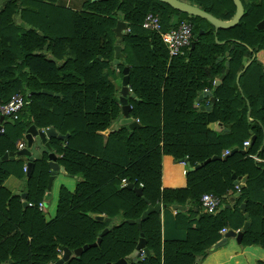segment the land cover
<instances>
[{
    "label": "trees",
    "instance_id": "1",
    "mask_svg": "<svg viewBox=\"0 0 264 264\" xmlns=\"http://www.w3.org/2000/svg\"><path fill=\"white\" fill-rule=\"evenodd\" d=\"M58 1L9 0L0 11V106L14 94L29 97L12 116L13 124L1 127L0 157L16 151L30 126L52 128L67 135L63 143L48 142L58 165L77 182L73 192L60 189L55 217L46 223L37 208L49 177L46 150L33 161L28 177L22 158L0 163V264H53L58 250L91 245L104 229L96 247L63 264L127 259L139 231L126 221L138 219L146 202L185 208L175 219L184 222L186 239L163 242L160 214L152 213L141 222L149 255L126 264H198L221 239L219 231H241L246 221L240 243L231 240L241 249L264 251V28H257L264 23V0H240L242 17L226 30L157 0H85L77 11ZM177 1L224 22L235 12L232 0ZM147 14L159 19L162 32L185 21L192 37L203 33L182 56L169 58L160 36L141 28ZM118 21L128 29L120 43L113 32ZM117 44L123 60L114 69L110 63ZM225 62L228 73L215 86ZM125 66L134 95L127 98L129 116L139 127L131 133L127 127L109 132L121 116L118 96ZM204 90L215 99L208 110H200L197 101ZM251 136L253 143L242 153ZM163 157L184 166V188H161ZM232 175L244 178L238 191ZM9 176L25 178L26 203L32 207L23 208L20 197L3 187ZM237 192L232 206L226 203ZM203 194L220 199L217 214L203 210Z\"/></svg>",
    "mask_w": 264,
    "mask_h": 264
},
{
    "label": "water",
    "instance_id": "2",
    "mask_svg": "<svg viewBox=\"0 0 264 264\" xmlns=\"http://www.w3.org/2000/svg\"><path fill=\"white\" fill-rule=\"evenodd\" d=\"M6 1L1 2L0 4V11L2 10V8L5 6ZM98 0H91V2H96ZM158 2H161L163 4L168 5L169 7H171L174 10H177L179 12H182L188 16H193V17H197L199 19H202L206 22H208L214 29H222V30H226V29H230L233 28L238 21L240 20V18L242 17L243 14V8H242V4L240 2V0H232V3L235 7V12H234V16L230 21H219L217 19H215L214 17H212L211 15L199 10L198 8L185 4L183 2L177 1V0H157ZM258 29H263L264 28V23L261 22L258 26ZM126 30V24L124 22L118 21L116 23V26L113 29V32L115 34V36L117 37V43H120L124 37V35ZM203 32L199 31L197 35H194L192 37V42H191V48L193 47V43L194 41L197 39L198 35H201ZM113 60L110 63V66L113 67L114 69L122 62L123 60V55L121 53V48L120 46L117 44L113 47ZM225 57H228V53H225ZM220 59H218L219 61ZM224 73L222 75H220L218 77V79L215 81V86H218L220 84V82L223 80L224 76L228 73V62L224 63ZM128 72H129V68L128 67H123V69L121 70V75L122 78L120 80V89H119V96H118V103L120 105L121 108V117L109 128V132H114L117 131L120 127H127V129L130 131V133L134 130L137 129L139 127V125L135 122V120L133 118H131L129 116V111H130V107L127 104V98H133L134 95L131 94L129 92V87H128ZM43 94L46 95H53L51 92H47V91H42ZM55 97H58V94L54 95ZM209 97L211 102H214L215 99L211 96V93L209 91H202L198 97H197V101H201L202 98H206ZM200 110L203 109V107H199ZM206 110H208V108L206 107ZM3 121V117L0 116V130H1V124ZM51 138H55L60 142H65L67 139V135H59L57 134L54 129L52 128H47L44 130H37L34 126H30L25 135H24V141H25V146L20 149L15 151L14 153L9 152V153H5L3 156L0 157V163L1 162H5V161H12L15 158H25L27 160L25 166H26V177H28L30 175L31 172V168L33 166V158H32V154H31V148L33 146V142L38 141L41 145V147H43V149L46 150L47 152V167L49 170V177L47 180V186H46V194L43 197V211H46L47 208V204L49 202V200L51 199L50 196V188H51V183L53 178L58 175H64L66 176V172L64 170L63 167L59 166L58 163L56 162V157L49 145V139ZM254 141V136H251L249 139V145L247 146V149L244 150L242 153L247 152L248 148L251 146V144ZM236 152V150L231 151V153ZM211 160H215V158H211L208 159L206 161H204L202 164L195 166L194 168H189V171H193L198 169L201 165L208 163ZM232 179H233V186H239L242 187L243 186V182H244V178L243 179H239L236 178L234 175H232ZM125 188L130 189L132 188V185L127 184L125 186ZM136 195L141 196V189H135L134 190ZM12 196H18L21 199V205L24 208L26 206V194L25 193H12ZM239 196V193L237 192L236 194H234V196L232 198L229 199L230 202H232L235 198H237ZM147 208L146 210L141 214V216L136 219V220H127L126 222L130 225L136 224V227L139 231V239L137 242V245L135 246L134 251L127 257V259H121L119 261H117L114 264H126V260H133L135 261L137 258H139V253L140 251L144 254V256H148L149 255V251L146 249L145 247V240L143 239V235L141 233V222L145 220V218L152 214V213H160L161 208H164L165 206L161 205V204H155L154 206L149 205L147 202ZM171 209L176 211V212H182L184 211V208L181 206H171ZM245 210V204L242 203L240 205V211L243 213ZM245 219H247V215H244ZM96 221H103L105 218L103 216H94L93 217ZM106 221H109V219H105ZM248 222L246 221L241 229V231H232V230H228L226 231L221 239L213 245L212 249H218L221 248L223 246L226 245L227 241L229 239H234L238 244L241 241V237H242V232L245 231L248 228ZM108 231V229H104L98 239L96 240L95 243L91 244V245H84L81 248H78L76 250H74L73 252H70L66 249L63 250L61 257L53 264H63L65 262H67L68 260H70L71 258H79L81 256V254L86 251L88 248L91 247H96L101 240V237L106 234V232ZM7 264H11V261H8Z\"/></svg>",
    "mask_w": 264,
    "mask_h": 264
},
{
    "label": "crops",
    "instance_id": "3",
    "mask_svg": "<svg viewBox=\"0 0 264 264\" xmlns=\"http://www.w3.org/2000/svg\"><path fill=\"white\" fill-rule=\"evenodd\" d=\"M60 3H64L63 0H59ZM85 0H65V7L72 10H80L82 3ZM117 83V80L114 81ZM210 101L209 97L202 98V104L200 107L208 108V102ZM121 117V116H120ZM14 121L13 117L4 118L2 121L1 127L3 125H12ZM25 135V134H24ZM63 143V142H62ZM18 144H24V136L23 139L16 142V151ZM45 149L41 147L38 141L33 142V146L31 148V156L33 161L39 160ZM23 168L27 160L22 158ZM184 166L179 163H173L172 159L169 157H163L161 161V188L162 189H182L185 187V179L182 175ZM23 172H25L23 170ZM76 180L73 178H69L67 175H56L51 183L50 188V196L51 199L47 204V208L45 213H47V217H44L46 223L50 222L54 219L56 214V207L58 203V195L61 188H65L68 192H73L76 184ZM3 187L9 191L11 194L18 192L20 194L26 193V183L24 179H17L14 176H9L3 183ZM232 198V197H231ZM230 198L226 199V203L232 206L233 201H229ZM21 201V199H20ZM185 211V208H184ZM182 211V212H184ZM181 212V213H182ZM44 213V211H43ZM160 233L161 240L165 241H176L182 242L186 239V232L184 231V222L179 221L176 223V214L177 212L172 210L171 207H164L160 210ZM260 259L264 261V251H261L256 248H246L241 249L236 244L229 239L225 246L218 249H210L208 256L202 261L198 262V264H250L253 263L254 260Z\"/></svg>",
    "mask_w": 264,
    "mask_h": 264
},
{
    "label": "built area",
    "instance_id": "4",
    "mask_svg": "<svg viewBox=\"0 0 264 264\" xmlns=\"http://www.w3.org/2000/svg\"><path fill=\"white\" fill-rule=\"evenodd\" d=\"M141 28L143 30L155 33L160 36L162 42L166 46L169 58L182 56L184 52L188 49V47L191 45V27L185 21L179 23L175 30L169 32H162L159 19L152 14H147L145 15L141 23ZM126 32H128V29L126 30ZM28 103V96L14 94L4 105L0 106V116H2L3 119L10 118ZM135 122L138 123V120H135ZM0 133H2V128L0 130ZM248 145V141H245L243 143L244 147H247ZM23 147L24 144H18L17 150H20ZM224 154H228V151L224 152ZM251 158L256 162H261V160L257 159L254 156H251ZM23 170L26 171V166L23 168ZM122 182L124 183V181ZM235 188L237 191L239 190L238 186H235ZM200 204L203 210L211 215L217 214L219 212V209L221 208L220 199L212 194H203L200 198ZM26 206L32 207V204L26 203ZM37 208L39 211H43V203H38ZM225 232L226 230L222 229L221 231H219V234L222 236ZM57 253L60 258L62 252L58 250ZM143 257L144 254L140 251L139 259H143Z\"/></svg>",
    "mask_w": 264,
    "mask_h": 264
},
{
    "label": "rangeland",
    "instance_id": "5",
    "mask_svg": "<svg viewBox=\"0 0 264 264\" xmlns=\"http://www.w3.org/2000/svg\"><path fill=\"white\" fill-rule=\"evenodd\" d=\"M63 1H64V3H60L59 1H58V2H59L60 4H62V5H65V0H63ZM188 17H192V16H188ZM204 24H205V23H204ZM205 25H206V24H205ZM43 215H44V217H47V213L44 212Z\"/></svg>",
    "mask_w": 264,
    "mask_h": 264
}]
</instances>
